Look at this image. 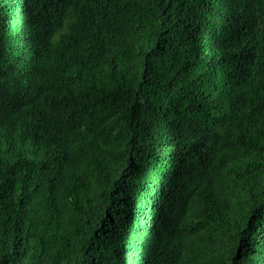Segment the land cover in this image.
I'll use <instances>...</instances> for the list:
<instances>
[{"label":"trees","instance_id":"obj_1","mask_svg":"<svg viewBox=\"0 0 264 264\" xmlns=\"http://www.w3.org/2000/svg\"><path fill=\"white\" fill-rule=\"evenodd\" d=\"M0 264H264V0H0Z\"/></svg>","mask_w":264,"mask_h":264}]
</instances>
